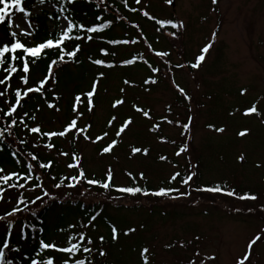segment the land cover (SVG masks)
<instances>
[{"label": "rangeland", "instance_id": "374dc122", "mask_svg": "<svg viewBox=\"0 0 264 264\" xmlns=\"http://www.w3.org/2000/svg\"><path fill=\"white\" fill-rule=\"evenodd\" d=\"M129 7L146 10L155 19L165 20L173 15L174 22L183 21L184 27L178 28L179 35L175 36L177 49L171 48L168 44L170 36L155 30L153 19L144 17L142 11L132 19L142 23L144 30L129 26V32L116 25L113 39L127 37L138 43L114 46L115 60L123 61L133 56L141 60L131 67L95 68L98 73L103 72L104 77L98 84L94 114L89 116L82 106L85 117L79 123L83 126L89 117L92 128L88 134L94 139L95 135L109 131V137L96 144L82 139L75 145L74 152L91 173L105 176L106 170L111 167L114 180L119 184L128 181L126 173L130 171L139 182L144 180H140L138 174L144 172L145 181L156 186L176 170L187 171L190 158L192 164L198 163L200 183L224 181L229 187L240 185L252 190L258 197L255 201L219 195L213 202L211 195L207 194L173 200L171 205L161 209L167 214L149 216L150 230L144 235L152 239L150 248L155 252V259L164 264H173L177 259L186 264L187 259L194 256V250H198L202 257L215 256L214 264H236L246 252L250 239L259 234L262 240L253 245L250 259L253 264H264V166L256 167L258 163L264 165V124L255 116L246 118L241 115L257 98L264 101V0H218L215 5L211 0H173L172 4L166 0H142L141 5L129 0ZM54 10L57 6L51 1L37 2L32 7L33 14ZM17 15L22 14L14 13L11 30H17ZM63 18L59 17L57 30L66 25ZM28 24L31 22L26 17L21 30ZM30 30L33 31V28ZM213 31L217 35L205 62L199 69H192L190 64L194 62V55L199 54L206 43L212 42ZM161 51H169L170 55H155ZM145 60L159 72L151 73ZM178 64L185 67L178 68ZM149 76L157 83L144 84ZM89 78L92 83L94 79ZM125 79L129 80L128 85L123 83ZM90 82L86 81L83 88L87 89ZM176 85L184 88L192 99L185 100ZM121 88L125 89L124 93L120 92ZM242 89L247 90L245 95L240 94ZM117 98L124 99L125 103L118 109H112L111 104ZM133 105L149 110L152 119L136 112ZM169 106L171 112L168 111ZM236 108L240 112L230 115ZM258 108L264 111V103ZM113 114L118 115V120L109 129L107 120ZM128 116L134 117V123L122 134L111 153L99 155L101 147L116 138L115 130ZM164 116L173 120V124L165 123L162 120ZM188 117H193L187 134L191 139L184 137L189 142V152L176 156L179 148L176 149L174 144L182 139L179 125L187 122ZM155 124H160V128L153 131L151 127ZM208 125L224 127L225 131L218 133L209 129ZM60 126L56 120L50 122L47 116L42 124V127L51 130ZM245 129L250 130L249 134L239 137V131ZM132 146L146 147L149 153L147 156H132ZM64 148L70 152L67 145ZM240 155L245 156L244 162L238 160ZM160 156L167 157V160L161 161ZM54 158H64L65 166L67 162H73L59 154H54ZM117 210L107 207L105 212L120 224L128 222L136 226L147 217L145 212L144 216L142 212L129 213L123 208ZM172 211L176 214H171ZM196 236L200 237L198 241L194 239ZM189 240L192 244L185 248L177 245L171 251L163 247L170 241L187 244Z\"/></svg>", "mask_w": 264, "mask_h": 264}, {"label": "snow or ice", "instance_id": "6c2138e0", "mask_svg": "<svg viewBox=\"0 0 264 264\" xmlns=\"http://www.w3.org/2000/svg\"><path fill=\"white\" fill-rule=\"evenodd\" d=\"M43 2V0H40ZM75 0H68L69 4L74 3ZM168 4H172L173 0H166ZM123 6L128 8V11L131 13H138L142 11V15L144 17L151 19H155L154 16H150L149 12L146 10L138 9L136 7H129V0H122ZM142 0H135L136 5H141ZM213 5L218 3V0H211ZM23 0H0V25H6V35L7 39L0 41V72L4 75L0 78V85H4V90H0V98L6 97L8 95V88L11 87L10 83H6L10 81L13 77V74H16L19 82L24 86L23 90L19 87L16 88L14 92V102L8 103L5 101L7 105V110L0 108V119L3 118H12L13 114L19 116V124L23 126V128L27 129L29 134H38L40 139L47 138L49 140L48 143L43 146L49 150L55 147V144L52 141V138H64L68 139L70 136L72 137L71 142L79 140L80 137L85 141H90L93 144L104 141L105 138L109 137V131H103L102 134L95 135L93 139L90 136L89 130L92 128L91 123L85 124L83 127L79 126L78 122L82 121L85 117V112L80 111V107L83 106L89 116L94 114V99L98 95V84L100 80L104 77V73L100 72L95 79L90 84L89 90H81L79 93L74 94L72 98V103L70 107L71 115L67 120L61 123L59 130H47L42 131V126L38 122V117L35 114L36 112H40L41 108L38 106L33 113H29L28 111H24L23 115H20L18 112V108L22 107V101L27 99H32L33 96L30 94H38L39 97L42 98L43 104L47 106L48 109H54L57 113L61 111V109L55 104L49 102L48 95H51L55 98L56 101L61 99V96L56 93L54 87H48L47 85L52 84L53 86L58 85V79L56 76V70H60V66H66L69 63H80L78 58V53L82 52V44H86L89 41H94L97 37L103 38L105 34V30L109 29L112 25V21H104L102 17L97 16L96 20H99V23H93L92 26H86L84 23H76L73 19L65 16L63 19L66 21V25L61 27L59 30V34L50 36L47 39H44L41 42L31 41L29 42L26 38L32 37L34 35L31 29V24H28L27 28L21 30V26L25 24L26 17L29 13L22 6ZM99 6V5H97ZM13 11L16 13H20L22 15L16 16V29L8 31V29L12 28V20L10 19ZM118 19H123V17H117ZM156 23L161 26L170 25L171 28H183V21L174 22L171 19L168 20H156ZM134 27H139V25H133ZM75 33V34H74ZM80 33H83L81 35ZM171 35L175 36L176 33L172 32ZM217 33L213 31L212 33V42L206 43L201 49L199 54L194 55L193 60L190 64L192 69H199L203 62H205L206 54L209 53V50L213 47V43L215 40ZM105 43L111 45H127L129 43L136 44L137 40H128V39H109L106 40ZM69 44L72 45L71 50L68 49ZM151 48V45H149ZM99 52L103 55V57L115 56V52H109L108 49L101 47ZM156 56L165 57L168 56V52H156ZM53 56L55 58H53ZM67 58V59H66ZM88 60L92 65L101 66L105 68H112L115 65L111 62H106L104 58H92L88 57ZM45 62V73L36 81H32L31 72L32 70L40 63ZM135 63V59H125L122 61L123 65H133ZM144 63L147 65L148 69H150L151 73L159 72V69L153 67L152 64L148 63L146 60ZM178 68H183L185 65L178 64ZM125 85H128L129 80L125 79L123 81ZM144 84H156L157 80L149 76L148 79L144 80ZM178 92L185 100H191L190 97L184 88L176 85ZM246 89L241 90V95L246 94ZM121 93L125 92L124 88L120 89ZM125 103L124 99L117 98L111 104L112 109H118V106H122ZM264 103L261 98H257L250 107L245 108L241 115L243 117H252L255 116L260 118V122L264 124V111L258 108V105ZM133 108L136 112L140 113L143 117L152 119L150 116L149 110H145L144 108L137 107L133 105ZM168 111L171 112V106H169ZM236 112H240L239 108H236L233 112L229 113L230 115H235ZM24 117H28L29 120L32 121V125H29L24 119ZM118 120V115L113 114L107 120V127L109 129L113 128L114 122ZM162 120L167 124H173V120L168 119L167 116L162 117ZM193 117H188V121L180 124V128L182 129L181 136L187 137L191 139L187 134L190 132L192 127ZM134 123V117L128 116L126 119H123L119 127L115 130L114 135L115 139H112L110 143H107L106 146H102L99 155L103 156L105 154H109L113 151L114 147L119 143L122 134L126 132L127 129ZM17 124V119L12 118L11 124L8 125L3 130H0V138L5 137V132H7L8 136H12V127ZM209 129L214 130L218 133H223L225 131L224 127H214L213 125H208ZM160 128V124L153 125L151 130H157ZM249 129H245L239 131V137L243 138L249 134ZM37 137H33L36 139ZM20 144H27L28 141L21 139L19 141ZM34 147H39V144L34 145ZM190 145L188 143H183L182 146L179 147V151L175 153L176 156H180L182 153L189 152ZM130 153L132 156L136 154H141L147 156L149 153L148 148H141L132 146L130 148ZM11 155L16 157L15 163L20 165L22 163L21 159L18 158L17 152H12ZM27 157L30 159L26 163V167L24 169L23 174L17 171L6 172L4 167H0V183L7 185L8 188L12 189H24L26 184L29 181H33V187L36 189L43 190V183H36L35 181H39L41 178L39 176L34 177L32 175L34 171L33 162H37L39 168L48 169L52 166V161L48 163H39L38 156L33 154V152H28ZM60 156L68 157L72 160V163H66V167L69 169H77L78 174L70 177L73 183L68 184L69 188H75L76 184L80 183L81 180L86 181L87 185H97L100 188L104 189L106 192L110 189H115V191L127 194L128 196H136L140 194L144 197L153 196V197H168L171 200H177L183 197H188L191 195V191H181L180 187H173L172 182H177L178 184L185 186L187 188H191L192 182L199 178V168L197 165L191 163V159L189 158L188 162V170L184 175H181V172L175 171L171 173L168 177H166V184L158 187L155 190H150L147 187H141L135 184L137 179L136 176H133L132 172H127V176L130 177L133 181V186H121L117 187L113 184L114 173L111 167L106 170L105 177L103 179H88L83 167H81V157L78 156L74 151L66 152L60 151ZM159 159L161 161L167 160V157L160 156ZM240 162L245 161V156L240 155L238 157ZM264 166L261 163H258L256 167ZM140 180H146V176L144 172H140L139 174ZM15 178L17 181L23 180L22 183H10V181ZM55 180L56 178L53 177ZM64 184V181H60L56 183L54 186L56 188H61ZM198 192H207V193H223L229 197L236 196L239 200L246 201L257 200V196L254 194H250L245 192L243 194H237L235 188L230 190H226L222 183H214L211 186L204 185L194 189ZM5 189L0 188V193H3ZM88 189H85L87 192ZM84 193H81L83 195ZM175 194V195H173ZM43 196H49L47 191H43ZM42 196L37 195L31 203L35 204L36 201L42 200ZM122 197H112V199L119 200ZM0 199H3V196H0ZM54 199V197H53ZM20 203H24L23 198H20ZM27 208V205H25ZM239 211V210H238ZM251 211V209H250ZM21 212L19 207H13L12 211L7 212L5 215H0V222L5 223V235H11V231L13 229L14 220H18L16 217V213ZM32 215L35 216V212H32ZM99 213L92 215L87 223L70 224L68 229L60 228L58 231L63 234L64 239L62 241H57L54 238H41L37 241L35 248H38V252L36 255L39 257L33 258L31 253L27 257L23 256V250L20 247L13 248L11 246L10 240L7 238H0V264H15V256L19 255L21 259L25 261V264H103V261H96V256L107 259V250L104 247L105 237L100 235L98 237L99 244L93 239L92 236L88 235L87 230L91 228H95L93 224L94 221L97 220V216ZM11 218V219H10ZM111 229L110 238L113 242L118 240V229L115 224L109 225ZM69 230H74V232H70ZM41 232L44 231L43 228L40 229ZM136 231L135 228H128L123 232L124 236H128L130 233H134ZM262 233H264V229H262ZM23 238V236H22ZM195 240H199L200 237L196 236ZM262 240V235H256L250 239L246 252L242 255V258L237 259L236 264H253V261L250 257L253 255V245H256L258 241ZM24 242L27 243V239H24ZM192 244V241L189 240L187 244L181 242L180 247L185 248ZM168 248H172L173 245H166ZM35 250V249H34ZM61 254L57 257L55 254ZM149 253V249L147 247L143 248L140 257L142 260V264H149V257L146 255ZM11 254V258L10 255ZM46 257V258H45ZM215 256H207L202 257L201 253L198 250H194V256L187 259L186 264H214Z\"/></svg>", "mask_w": 264, "mask_h": 264}, {"label": "trees", "instance_id": "16d2710c", "mask_svg": "<svg viewBox=\"0 0 264 264\" xmlns=\"http://www.w3.org/2000/svg\"><path fill=\"white\" fill-rule=\"evenodd\" d=\"M43 1L56 2L58 4V10L54 12H42L41 14L34 15L31 11L32 6L35 3L40 2V0H23L22 6L29 13L27 18L32 24L34 33L29 42H41L50 36L59 34V31L57 30H49L48 22L56 24L61 14L73 19L76 23H84L86 26H92L93 23H99L100 21L96 20L97 16L102 17L104 21H112L110 28L105 30L103 38L97 37L94 41H89L86 44H82V52L78 53L80 63H69L66 66H60V70H56L54 68L58 79V85L53 86L52 84H49L47 86L54 87L56 93L61 96V99L56 101L53 96L48 95V100L61 109L59 113H57L54 109H48L47 106L43 104V100L38 94H30L33 96V98H25V100L22 101V107L18 108L19 114L23 115L24 111H28L30 114L33 113L39 106L41 111L36 112L35 114L37 115L38 122L41 124V126L44 122L45 116L48 117L50 122L56 120L61 125V123L67 120L71 115L70 107L73 95L79 93L81 89L89 90L90 85L87 87V89L86 87L83 88V85L86 83V81L90 82L89 77L95 79V77L99 74L98 70L96 69V71L95 68L99 67L98 69H100L101 66L92 65L88 60V57L91 56L94 59L104 58L106 62H111L115 66L118 65L131 67L132 65H123L122 61L115 60L116 50L114 46L116 45H108L105 43V41L113 39V37L116 36L113 34L115 33L114 27L116 25L121 27L124 31L129 32H131L129 29V26H131L130 24L139 25L140 28L142 27V30H144V26L142 23L136 22L132 19V17L137 16V14L129 12L128 8L123 6L122 0H75V2L72 4H69L68 0ZM14 13L15 11H13L11 17L14 15ZM117 17H123V19H118ZM169 19L175 21L173 15L170 16ZM156 20L158 19L152 20L154 28L161 33H166L169 35L170 42L168 40V44L171 46V48H176L175 36L179 35L180 29H172L170 25L161 26L160 24L156 23ZM5 29L6 25H0V41L6 40L8 38ZM8 31L12 30L8 29ZM168 31L175 32L176 35L173 36L170 34L171 32ZM80 34L83 35V33ZM164 35L163 37L165 38L167 35ZM71 47L72 45L69 44L68 49L66 50H71ZM101 47L108 49L109 52H115V56H108L109 58L103 57V55L99 52ZM53 58L55 57L53 56ZM133 58L135 59V62L141 60V58L134 56L132 58L126 59ZM44 73L45 62H40L31 72L32 81L38 80ZM3 75L4 74L0 72V78H2ZM6 83L11 84V87L8 88V95L6 97L0 98V108L4 109L5 111L7 110L5 101L8 103L14 102V92L16 88L19 87L22 90L24 88V86L16 77V74H13V77L10 79V81ZM4 88V85H0V90H4ZM80 110L84 112L82 106L80 107ZM12 118L17 119V124L11 129L12 136H8L7 132H5L6 139L0 138V167H4L6 172L17 171L23 174L26 163L30 159L26 155L28 152H33V154L37 155L39 163H48L49 161H52V166L48 169H41L39 168L37 162H33L35 167L32 175L34 180L37 176L41 178L39 181L35 182H42L44 185L43 190L34 188L33 181H29L24 189H12L8 188L7 185L0 183V188L5 189L3 193H0V196H3V199H0V215H5L7 212L12 211L13 207H19L21 209V212L16 213L18 220H14L11 235H5V223L0 222V238L9 239L13 248H22L24 257H27L29 253H31L33 258L39 259V257L36 255L39 250L38 248H35L39 239L54 238L57 241H62L64 236L58 231L60 228L68 229L70 224L79 225L80 223H87L92 215L99 213L97 220L93 222L95 228L90 227L87 232L88 235L93 237L97 244H99L98 237L100 235L105 237L104 247L107 250L108 255L106 260L97 255L96 261H103V264H142L140 253L143 248L147 247L149 249V253L146 255L149 257V264H164L162 261L155 259V252L152 248H150L152 239L149 238V236H145L144 232H149L150 230L149 222H147L149 220V216H153L155 214L161 216L165 214L166 212H162L161 209L165 206L171 205L170 202L173 200L168 197H144L140 194H137L136 196H128L127 194H122L115 191L114 188L106 192L97 185H87L86 181L84 180H81L80 183L76 184L75 188H69L67 185L73 183L70 177L77 175L78 170L67 168L63 164L65 162L64 158L62 160H56V158H54V154L58 155L60 151H65L64 145L68 146L70 153L73 152L76 150L75 145H78V143L83 138L80 137L79 140L71 143V136L68 139L52 138L51 142L55 144V147L49 150L43 146L49 142L47 138L40 139L38 134H29L27 129L23 128V126L19 124L18 115L13 114ZM12 118L0 119V130H3L8 125H10ZM24 119L27 123H29V125H32V121L29 120L28 117H24ZM87 123H91L89 117L85 124ZM78 124L81 126L79 122ZM152 128L153 126L151 129ZM59 129L60 128H54V130ZM47 130H49L47 127H42V131ZM181 132L182 130L180 131V135ZM33 137L37 138L33 139ZM162 138L165 139V137ZM181 138L182 139L179 140L180 143L174 144L176 149L182 146L183 143H189L188 140L184 139V136ZM21 139L27 140L28 143L20 144L19 141ZM75 142L77 143L75 144ZM36 144H39V147H34ZM12 152L18 153V158L22 161L20 165L15 163L16 157L11 155ZM82 162L84 161L81 159V167H83L85 170L88 179H103L105 177L101 174L87 171L84 165H82ZM201 170L202 168L200 171ZM176 171L181 172V175L186 173V171L182 170ZM53 177L56 179L54 180ZM60 181H64L63 186L61 188H56L54 185ZM22 182L23 180L17 181L15 178L10 181V183ZM214 183H222V186H224L226 190L235 188L237 194H243L245 192L254 195L256 194L255 192H252V190L246 189L245 187L243 188V186L240 185L229 187V185L224 181L200 183L199 178L192 182L191 188L182 186L177 182H172V186L180 187L181 191H191L190 196L192 197H201L206 194L211 195V199L214 202L218 199L219 195L225 196V194L198 192L194 190L197 187L204 185L211 186ZM113 184L117 187L133 186V181L130 177H128V181L124 184H119V182L117 183L115 180H113ZM135 184L141 187H147L150 190H155L158 187L165 185L166 179H161L156 186L145 180L139 182L138 179H136ZM85 189H88V191L85 192ZM43 191H47L49 196H43ZM81 193L84 194L81 195ZM37 195L42 196V200L36 201L35 204L31 203V201L34 200ZM112 197L122 198L115 200L112 199ZM20 198H23L24 203L19 202ZM25 205H27V208H25ZM107 207H114L115 210L123 208L128 210L129 213L145 212L147 217L143 213L145 216L144 221L139 222V224L136 226L128 222L120 224L119 222H114L112 216L105 212ZM32 212H35V216L32 215ZM172 212L171 214H176V212ZM52 214H55L54 221L52 220ZM168 214L170 213L168 212ZM110 224H115L117 226L119 236L116 242H113L110 238ZM41 228L44 229L43 232L40 231ZM128 228H135L136 231L134 233H130L128 236H124L123 232ZM69 231L74 232V230ZM133 238L137 240H134ZM24 239H27V243L24 242ZM181 242L170 241L165 243L163 247L173 251L176 249L177 245H180ZM169 244L173 245V247H166V245ZM9 255L11 258V254ZM55 255L59 257L61 254L56 253ZM135 258L136 260L134 261ZM15 264H25V261L21 259L19 255H17L15 256ZM173 264H181L180 259H177Z\"/></svg>", "mask_w": 264, "mask_h": 264}]
</instances>
